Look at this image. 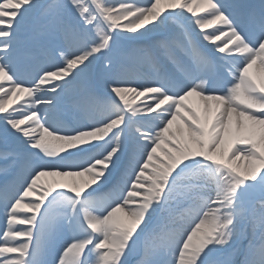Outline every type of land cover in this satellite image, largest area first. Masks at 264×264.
Returning <instances> with one entry per match:
<instances>
[{
    "label": "snow or ice",
    "instance_id": "1",
    "mask_svg": "<svg viewBox=\"0 0 264 264\" xmlns=\"http://www.w3.org/2000/svg\"><path fill=\"white\" fill-rule=\"evenodd\" d=\"M0 264H264V0H0Z\"/></svg>",
    "mask_w": 264,
    "mask_h": 264
}]
</instances>
